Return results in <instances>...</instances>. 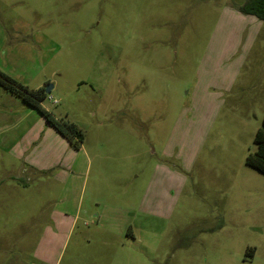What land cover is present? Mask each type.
I'll list each match as a JSON object with an SVG mask.
<instances>
[{
    "label": "rangeland",
    "instance_id": "374dc122",
    "mask_svg": "<svg viewBox=\"0 0 264 264\" xmlns=\"http://www.w3.org/2000/svg\"><path fill=\"white\" fill-rule=\"evenodd\" d=\"M244 1L0 0V69L52 84L43 105L86 132L63 146L0 84V264H264V172L246 163L264 21ZM165 160L176 204L143 215Z\"/></svg>",
    "mask_w": 264,
    "mask_h": 264
},
{
    "label": "trees",
    "instance_id": "16d2710c",
    "mask_svg": "<svg viewBox=\"0 0 264 264\" xmlns=\"http://www.w3.org/2000/svg\"><path fill=\"white\" fill-rule=\"evenodd\" d=\"M240 11L247 15L264 21V0H245L240 6ZM0 84L8 91L18 95L23 102L32 108L39 110L46 121L65 138H67L75 148L80 149L84 145L86 132L74 121L57 118V115L48 110L43 101L48 97L45 87L31 88L23 85L16 78L8 75L0 69ZM254 143L256 150L246 157V163L261 172H264V119L262 125L257 130ZM254 249H251L248 254L253 255Z\"/></svg>",
    "mask_w": 264,
    "mask_h": 264
},
{
    "label": "crops",
    "instance_id": "0c3cea01",
    "mask_svg": "<svg viewBox=\"0 0 264 264\" xmlns=\"http://www.w3.org/2000/svg\"><path fill=\"white\" fill-rule=\"evenodd\" d=\"M54 129H55L54 130L55 131V133H54L55 139H57L58 141L61 140L60 142L63 144V146H67L68 142L66 141L65 137H63L57 131V129L55 127H54ZM49 143H51L50 140H49ZM168 154H170V152H167L166 154H164L166 159L167 160L172 159L173 156L168 155ZM57 158L61 159L59 155L57 156ZM167 160H165V163H167L169 165L161 164V163L157 164L156 170L153 171L151 178H150V184H151L150 189L147 191V188H146V189H144V191L142 190L141 193H138V199H139L138 210H139V213H141L143 215H152L154 217L155 216L158 217V216H161L163 213V215L168 216L171 214L172 207H174L176 204L177 198L173 197V199H172V194L170 193V191L174 190L175 191L174 194L176 195V191L179 190V177H180L179 172H180V169H179V165H175V163H173V165H172V164L166 162ZM59 162L60 161H58L56 163L58 164ZM53 165H54V163L52 161L48 160V168L47 169L51 168ZM176 197H177V195H176ZM147 204H149V207H147ZM121 206H122V209L123 208L125 209L126 214H128L129 216L133 215L134 217H137V218L141 217V216H136L137 213H135V211H133L132 207L126 208L125 205H121ZM96 217H98V219L100 218V220H98L99 222H103L102 219L106 218L105 213L104 214L101 213L100 215L97 214ZM63 222H64V220H60V222L57 220V222H55V223L57 225V223L62 224ZM75 222H76V220H75ZM72 224H74V222ZM131 227H132V225H131ZM45 236H46V234L44 233L43 239H41L39 242L40 245H42L44 243V241L46 240Z\"/></svg>",
    "mask_w": 264,
    "mask_h": 264
},
{
    "label": "water",
    "instance_id": "95a60500",
    "mask_svg": "<svg viewBox=\"0 0 264 264\" xmlns=\"http://www.w3.org/2000/svg\"><path fill=\"white\" fill-rule=\"evenodd\" d=\"M51 87H52V84H49V85L46 87V92H47V93H50V92H51Z\"/></svg>",
    "mask_w": 264,
    "mask_h": 264
}]
</instances>
